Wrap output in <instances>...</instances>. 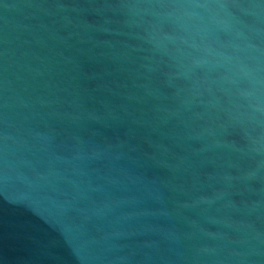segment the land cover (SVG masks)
I'll return each instance as SVG.
<instances>
[{"label":"water","instance_id":"obj_1","mask_svg":"<svg viewBox=\"0 0 264 264\" xmlns=\"http://www.w3.org/2000/svg\"><path fill=\"white\" fill-rule=\"evenodd\" d=\"M0 264H264V0H0Z\"/></svg>","mask_w":264,"mask_h":264}]
</instances>
